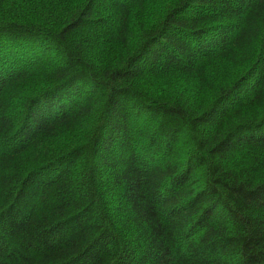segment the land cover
Masks as SVG:
<instances>
[{"label": "trees", "instance_id": "1", "mask_svg": "<svg viewBox=\"0 0 264 264\" xmlns=\"http://www.w3.org/2000/svg\"><path fill=\"white\" fill-rule=\"evenodd\" d=\"M0 264H264V0H0Z\"/></svg>", "mask_w": 264, "mask_h": 264}]
</instances>
